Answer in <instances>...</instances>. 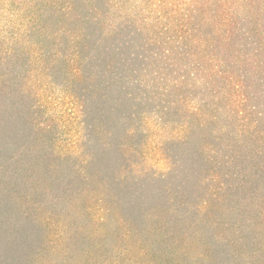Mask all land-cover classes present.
<instances>
[{
    "label": "rangeland",
    "instance_id": "obj_1",
    "mask_svg": "<svg viewBox=\"0 0 264 264\" xmlns=\"http://www.w3.org/2000/svg\"><path fill=\"white\" fill-rule=\"evenodd\" d=\"M1 2L5 38L17 11ZM27 46L0 66V264H264L263 172L191 168L155 120L131 136L138 115L105 77L71 94L63 62L38 74Z\"/></svg>",
    "mask_w": 264,
    "mask_h": 264
},
{
    "label": "trees",
    "instance_id": "obj_2",
    "mask_svg": "<svg viewBox=\"0 0 264 264\" xmlns=\"http://www.w3.org/2000/svg\"><path fill=\"white\" fill-rule=\"evenodd\" d=\"M1 3L17 14L9 34L0 33V66L26 44L24 56L40 60L38 74L63 62V86L71 94L77 77L95 72L107 79L106 88L127 97L130 118L138 115L142 127L131 136L149 137L146 124L155 120L162 147L187 144L191 168L235 169L230 175L241 169L247 179L254 169L264 174V159L256 163L264 157V0ZM3 76L9 78L0 75V83ZM76 101L82 109L85 100ZM173 162L160 177L174 171ZM256 210L264 217V195Z\"/></svg>",
    "mask_w": 264,
    "mask_h": 264
}]
</instances>
